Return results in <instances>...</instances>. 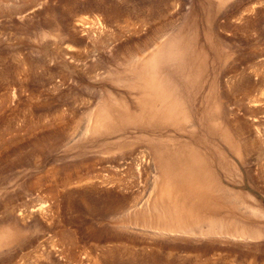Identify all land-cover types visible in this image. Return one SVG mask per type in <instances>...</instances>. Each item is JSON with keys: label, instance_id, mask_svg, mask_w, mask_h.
Here are the masks:
<instances>
[{"label": "rangeland", "instance_id": "1", "mask_svg": "<svg viewBox=\"0 0 264 264\" xmlns=\"http://www.w3.org/2000/svg\"><path fill=\"white\" fill-rule=\"evenodd\" d=\"M0 264H264V0H0Z\"/></svg>", "mask_w": 264, "mask_h": 264}, {"label": "bare ground", "instance_id": "2", "mask_svg": "<svg viewBox=\"0 0 264 264\" xmlns=\"http://www.w3.org/2000/svg\"><path fill=\"white\" fill-rule=\"evenodd\" d=\"M192 167V166H191ZM191 169V168H190ZM180 175V176H179ZM179 177H182L181 174H179ZM184 178H188L191 181V186L193 188H197L198 186H200L201 182H203V180L201 179V175L199 173H194L192 171L188 172V174H186L185 176H183ZM202 199V198H201Z\"/></svg>", "mask_w": 264, "mask_h": 264}]
</instances>
